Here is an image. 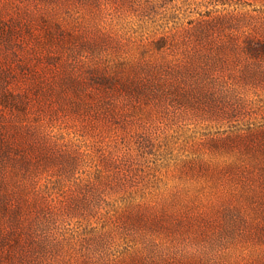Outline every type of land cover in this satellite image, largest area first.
Wrapping results in <instances>:
<instances>
[{
	"label": "rangeland",
	"instance_id": "374dc122",
	"mask_svg": "<svg viewBox=\"0 0 264 264\" xmlns=\"http://www.w3.org/2000/svg\"><path fill=\"white\" fill-rule=\"evenodd\" d=\"M0 264H264V0H0Z\"/></svg>",
	"mask_w": 264,
	"mask_h": 264
}]
</instances>
